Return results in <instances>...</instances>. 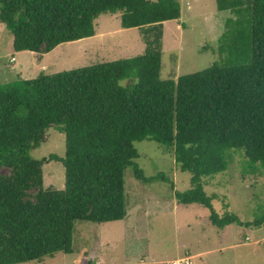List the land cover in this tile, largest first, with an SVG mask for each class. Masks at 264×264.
<instances>
[{"label": "trees", "instance_id": "obj_1", "mask_svg": "<svg viewBox=\"0 0 264 264\" xmlns=\"http://www.w3.org/2000/svg\"><path fill=\"white\" fill-rule=\"evenodd\" d=\"M216 4L250 12L249 60L162 77L163 21L180 16L179 0H0L15 50L46 52L90 36L99 13L117 10L120 24L139 27L145 43L131 56L0 84V264L75 251L76 220L123 218L126 166L151 180L135 160L134 140L164 144L191 172L177 201L208 206L216 225L237 220L217 213L200 180L224 170L232 148L243 150L244 174H264V0ZM50 126L64 133V155L36 158L31 149ZM49 159L64 165L61 188L43 184Z\"/></svg>", "mask_w": 264, "mask_h": 264}, {"label": "rangeland", "instance_id": "obj_2", "mask_svg": "<svg viewBox=\"0 0 264 264\" xmlns=\"http://www.w3.org/2000/svg\"><path fill=\"white\" fill-rule=\"evenodd\" d=\"M179 1L180 16L163 22L162 77H177L213 62L231 64L249 60L250 12L246 8L220 10L216 0ZM120 14L121 10L102 11L94 18V34L61 42L44 53L15 50L10 29L0 21V84L34 77L40 72L143 52L145 43L139 27H123ZM45 134L46 139L33 147L31 154L36 158L50 153L63 156L64 133L50 126ZM133 145L138 152L135 158L138 166L151 180L136 178L132 166H126L128 208L123 218L105 222L76 220L72 236L75 251H56L41 259L12 264H168L171 259L192 254L201 247H213L218 234L219 238L224 236L218 229L224 232L227 226L234 231V238L242 241L249 235L245 240L250 242L221 252L233 254L230 258L233 264H252L251 257L242 249L264 247V239L253 241L261 235L254 231L257 225L264 232V174L242 172L243 150L230 149L224 170L201 175V184L206 193L212 195L210 201L217 213L230 212L237 216V220L218 228L210 220L208 206L177 201L175 192L190 187L191 172L175 164L172 151L154 139L134 140ZM42 174L44 186H64L61 161H44ZM260 254L264 256V252ZM205 258L203 264H213L210 253L191 257L190 264ZM223 260L217 264H223L226 261ZM258 264L264 261L261 259Z\"/></svg>", "mask_w": 264, "mask_h": 264}, {"label": "crops", "instance_id": "obj_3", "mask_svg": "<svg viewBox=\"0 0 264 264\" xmlns=\"http://www.w3.org/2000/svg\"><path fill=\"white\" fill-rule=\"evenodd\" d=\"M94 21L96 22V19ZM22 50H28V49H22ZM30 51H32V50H30ZM161 52H162V49H161ZM35 53L40 54V52H35ZM211 198H212V195H211ZM217 226H218V228H221V226H223V225H221V226L220 225H217ZM228 228H230V227L227 226V229H225L224 232H222V229H218V230H220L221 233H224L223 234L224 236L222 238H219V234H218V241L213 245V247H201V249L199 248L198 250L194 251V253L187 254V255H184V256H189L190 258L191 257H200L201 255L209 254L210 253V255H212L213 264H217V262L222 261L223 259L226 260L225 262H227L229 260V262H227L228 264H233L232 260L230 259V258H233V254H231L229 256L228 253H227L228 251L226 253H222L221 251L227 250V249H231V248H233V246L236 247L238 245H243V244L249 243L250 241H246L245 239H249L250 236L249 235H245L244 236V240H242V241L237 240V238H234L233 237V232L234 231L232 229H228ZM261 228L262 227H260L259 225H257L256 229L254 230L256 232V235L261 234L260 236H258L257 238H255V240H253L255 243L257 241H261V240L264 239V232L262 233ZM235 241H237V242H235ZM242 250L247 251V253L251 257L250 261H252V264H258V262L261 259L264 261V256H262L260 254V253L264 252V247H245ZM213 254L214 255H221V256H214ZM224 255H227V256H224ZM175 258H177V257H175ZM205 261H206V258L205 259H201L199 262L196 261L195 264H203ZM225 262H223V264ZM113 264H117V263H113ZM121 264H126V263H121Z\"/></svg>", "mask_w": 264, "mask_h": 264}, {"label": "built area", "instance_id": "obj_4", "mask_svg": "<svg viewBox=\"0 0 264 264\" xmlns=\"http://www.w3.org/2000/svg\"><path fill=\"white\" fill-rule=\"evenodd\" d=\"M13 59V57H12ZM190 257L189 256H183V257H178V258H174L171 259L170 261H168V264H190Z\"/></svg>", "mask_w": 264, "mask_h": 264}]
</instances>
